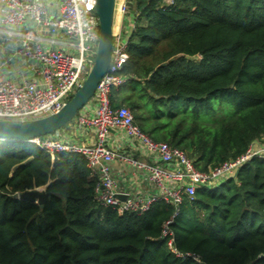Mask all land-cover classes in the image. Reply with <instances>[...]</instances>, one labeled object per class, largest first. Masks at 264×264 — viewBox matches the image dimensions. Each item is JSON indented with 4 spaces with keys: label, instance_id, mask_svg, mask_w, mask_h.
Listing matches in <instances>:
<instances>
[{
    "label": "trees",
    "instance_id": "1",
    "mask_svg": "<svg viewBox=\"0 0 264 264\" xmlns=\"http://www.w3.org/2000/svg\"><path fill=\"white\" fill-rule=\"evenodd\" d=\"M128 83L113 92L154 140L183 149L201 170L264 141V0H137ZM227 106L235 111L215 117ZM210 117V119H206ZM44 185L42 207L19 197ZM79 153L0 141V264H264V157L186 197L171 224L181 260L162 237L176 211L158 201L120 214L99 206Z\"/></svg>",
    "mask_w": 264,
    "mask_h": 264
},
{
    "label": "built area",
    "instance_id": "2",
    "mask_svg": "<svg viewBox=\"0 0 264 264\" xmlns=\"http://www.w3.org/2000/svg\"><path fill=\"white\" fill-rule=\"evenodd\" d=\"M136 1L116 0L109 70L91 102L75 119L73 129L86 136L91 130L94 138H67L60 129L26 141L51 153L53 158L59 153L85 156L96 176L94 197L99 206L111 207L120 214H142L158 201L174 204L176 211L164 223L162 237L179 259L200 262V255L182 251L176 244L171 224L180 205L186 197L193 199L199 187L215 188L235 177L252 158L264 157V141L253 143L246 153L217 167L201 170L183 149L156 141L143 131L129 106L113 105V92L132 77L121 70L130 59V38L139 24ZM97 3L98 0H0V119L30 120L58 112L82 86L99 46ZM176 3L177 0H163L164 7ZM91 103L95 105L93 110L89 108ZM113 131L136 142V150L111 145ZM135 151L140 152L139 156ZM115 162L130 166L134 177H145L154 189H125L113 169Z\"/></svg>",
    "mask_w": 264,
    "mask_h": 264
},
{
    "label": "water",
    "instance_id": "3",
    "mask_svg": "<svg viewBox=\"0 0 264 264\" xmlns=\"http://www.w3.org/2000/svg\"><path fill=\"white\" fill-rule=\"evenodd\" d=\"M115 6L116 0H98L96 10L100 18L99 46L82 86L58 112L30 120L0 119V139L25 141L63 128L70 131L73 129L75 119L91 102L101 80L109 70L114 48ZM19 197L38 202L43 207L49 193L34 188L21 193Z\"/></svg>",
    "mask_w": 264,
    "mask_h": 264
},
{
    "label": "crops",
    "instance_id": "4",
    "mask_svg": "<svg viewBox=\"0 0 264 264\" xmlns=\"http://www.w3.org/2000/svg\"><path fill=\"white\" fill-rule=\"evenodd\" d=\"M94 106H95L94 103H91L89 105L90 110H93ZM61 134L65 135V137L67 136V138H74V139L83 138L81 140H87V141H90L91 138H94L93 131L91 130L88 131L87 136L84 134H81L79 131H76L74 129H72L71 131L68 129H64V130L62 129ZM110 144L115 145L117 147L120 146L123 150L132 151V152L136 150V146H137L136 142H132L126 136L118 133V131H113L111 138H110ZM135 153L138 156L140 154L139 151H135ZM112 166H113L116 176L118 177L121 183V186H123L125 189H129L133 191L141 189V190L148 191V192L154 189L152 188V185H150V183H148L145 180V177L143 176H140L139 178L137 176L134 177L132 174L133 169H131L130 166L122 164L120 162H115L112 164Z\"/></svg>",
    "mask_w": 264,
    "mask_h": 264
},
{
    "label": "rangeland",
    "instance_id": "5",
    "mask_svg": "<svg viewBox=\"0 0 264 264\" xmlns=\"http://www.w3.org/2000/svg\"><path fill=\"white\" fill-rule=\"evenodd\" d=\"M89 71H90V69L87 70V73H89ZM234 111H235V109H234L233 107H231V106H227V107H226V110L222 111V112L219 113L217 116H214V118H215V117L226 116V115H228V114L233 113ZM206 119H210V117H207ZM35 189H38L40 192H47V190H46V185L41 186V187H37V188H35Z\"/></svg>",
    "mask_w": 264,
    "mask_h": 264
}]
</instances>
